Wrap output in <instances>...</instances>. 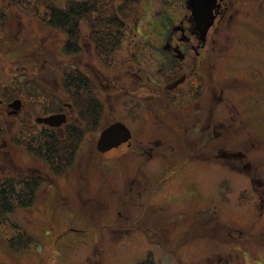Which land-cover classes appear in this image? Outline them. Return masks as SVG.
Wrapping results in <instances>:
<instances>
[{"label": "rangeland", "instance_id": "1", "mask_svg": "<svg viewBox=\"0 0 264 264\" xmlns=\"http://www.w3.org/2000/svg\"><path fill=\"white\" fill-rule=\"evenodd\" d=\"M67 1L0 0L1 97L11 98L16 81L21 90L17 93L24 96L29 70L37 72L46 63L48 75L59 74L49 79V91L54 90L50 111L61 95L55 85H62V73L92 63L103 76L98 72L91 94L103 92L105 102L103 116L91 131H84L80 168L57 180L58 190L49 180L28 206L3 212L0 204V264H143L149 258V264H264V0H235L238 13L221 29L220 43L211 51L208 90L222 83L225 93L219 108L213 109L215 129L210 127L203 141L199 136L138 132L131 146L123 144L104 154L96 148L101 130L116 118L131 122L130 110L127 114L123 107L148 101L139 95L136 99L134 82L140 95L153 92L147 80H134L128 71L139 70L131 54L144 51L134 45L132 50L140 35L132 37L131 28L138 26L139 34H148V17L161 19L157 11L165 0H110L104 5L124 22L118 29L120 49L98 55L96 43H90L92 27L83 20L76 52L80 55L75 57L64 54L67 35L42 23L50 16L47 2L66 8ZM77 1L95 7L91 0ZM170 1L178 5L174 14L184 11L183 0ZM95 16L97 20V11ZM99 23L94 29L99 30ZM59 61L61 67L56 66ZM109 78L133 95L112 89L113 96L106 94L104 80ZM216 91L220 94L219 88ZM186 95L182 91L175 100H186ZM217 121L222 126L217 127ZM154 128L157 125L146 132ZM25 159L17 152L13 162L0 161L14 169L25 165ZM31 161L34 169L44 170L42 162Z\"/></svg>", "mask_w": 264, "mask_h": 264}, {"label": "flooded vegetation", "instance_id": "2", "mask_svg": "<svg viewBox=\"0 0 264 264\" xmlns=\"http://www.w3.org/2000/svg\"><path fill=\"white\" fill-rule=\"evenodd\" d=\"M103 1L106 4L110 0H91V3L96 7V4L99 5ZM163 3L162 8L157 11V14L162 16L161 19L151 20V14L148 17L150 24L148 34H139L140 28L138 26L131 28L132 37L140 35V39L132 43V50L134 45L135 48L139 46L137 49L144 48V51L140 52L138 50L137 55L135 52V54H131L133 60L136 59L139 70L128 69V71L131 73L132 78L147 80V84L153 88V92L151 95H140L141 91L138 92L139 83L135 81L133 85L136 88L134 96L136 99L138 98L137 95L145 97L148 101L136 100L123 107L127 114L130 110L131 122L116 118L109 122L107 126L116 121H121L130 128L132 138L138 135L139 132L141 136H204L205 139V136L209 135L210 127H214L213 109L216 105L219 108L218 104L223 100V94L225 93V87L222 83H217L220 94L216 91L217 89L211 92L208 90V77L213 76L212 69L208 68L210 57L212 58L213 55L211 51H214L216 46L219 45L221 29L231 24L236 13H238V8L235 6V0H213V4L211 3L210 6V9L212 8L213 23L204 32V23H199L195 19L190 0L182 1L181 7L184 11H181L178 16L173 12L174 7L177 8L178 6L175 2L165 0ZM45 39L42 38L43 42H45ZM90 43L95 44L92 41ZM118 46V49L111 52L118 51L121 42ZM80 47L79 43L78 49ZM76 55L80 54L76 53ZM136 56L138 58H135ZM42 65L45 66L46 63H42ZM43 66L37 72L29 70L28 79L24 84L27 81L28 83L23 85L25 88L24 96L17 93L18 90L21 91L17 81L12 85V96L9 100L5 96L1 97L0 87V98L2 99L0 104V158L3 161L6 159L13 162L12 157L14 154L20 152V156L26 157L25 161L28 159L25 165H16L14 169L6 168L5 164L0 161V191L12 190L7 198L8 202L14 204L34 202L38 196L36 191L34 194L31 193L33 186L36 187V190H39L42 183L49 180L52 183L55 181L58 183L57 180L66 179L68 177L66 174L80 168L81 146L78 136H80V130L85 121L81 117L78 87L75 85L73 97L69 99L70 96L65 92L63 86L59 85L60 83L55 85L56 88L53 86L52 88L61 89L62 91L61 95H58L57 102H52L51 110L48 111L47 109L51 103L50 93H53L54 90L49 91V78ZM79 67L81 66L79 65ZM92 67V63L90 65L85 63V67H82L83 69L79 68V70L87 73L97 85L100 78L98 72L101 75L102 73ZM134 80L136 79L134 78ZM104 81H106V84L103 88L109 96H113L115 92L122 93L123 91L130 97L133 95V91L123 88L119 82H114L113 79L109 78V81ZM104 81H101L100 84ZM182 91L187 94V99L176 101L177 95L180 96ZM102 95L103 92H100L101 105L98 111H96L94 103L90 102L88 106V109H93L91 117L94 118V125L98 122V119H95L96 116L98 115L100 119L105 113L104 110L100 111L105 105ZM209 98L210 101L212 100L211 104H209ZM16 99L22 100L20 108L10 106V103ZM145 102L148 105H144ZM232 106L235 110L236 105ZM58 113L66 115L65 121L64 117L60 121L56 120L54 125L39 121L40 117ZM218 117L217 114V119ZM141 123L143 129L140 128ZM215 123L217 127L223 124L222 121ZM152 125L154 127L157 125L156 129L149 131L153 133L146 132L147 127H152ZM177 128L178 130H176ZM218 134L217 130L213 132L214 136ZM49 138L53 143L56 141V144L65 142L71 146L75 142L79 143L74 160L65 167L67 169L62 173L55 171L59 165H61L60 168H63V165L59 164L62 160L61 156L53 160L52 166L48 164V158L53 156V153L49 154L47 149ZM132 138L121 145L131 146ZM201 140L203 141L202 137ZM121 145L115 148H119ZM203 150L204 148L201 149V152ZM43 157H46L47 160ZM31 160L42 162L44 170L34 169ZM18 187L20 190H18Z\"/></svg>", "mask_w": 264, "mask_h": 264}, {"label": "trees", "instance_id": "3", "mask_svg": "<svg viewBox=\"0 0 264 264\" xmlns=\"http://www.w3.org/2000/svg\"><path fill=\"white\" fill-rule=\"evenodd\" d=\"M100 4H102V6L101 7L98 6L96 8V7H92L90 5V2L84 1L83 3H80V1H77V0H68L65 5L66 8H60L59 6L55 5L53 2H47V10H48L47 13L50 16L48 19L44 18L42 23L43 25H46L49 28H54L59 31H62L68 36V39H66V43H63V47L65 49L64 51L65 55H73L75 57V54L78 51L79 38L81 36L79 32L80 31L79 24L83 20H88L89 24L92 27L93 31L91 33V41L96 43V46L98 49V52H97L98 55L107 49H110V51H115L116 49L119 48L118 45L121 41L119 38L120 30L118 29L122 27L121 23L123 22V20L119 16L117 17L116 15H114V10L112 9V7L111 6L108 7L107 5H104L105 4L104 1L100 2ZM96 11L99 13V17L97 20L95 19L97 18L95 16ZM0 15H1V12H0ZM98 23H99V30H96L94 28L98 26ZM49 54L51 55L52 58L58 59L57 55H55V52H51ZM101 56L103 57V55ZM69 61L73 62L72 60H69ZM74 62L77 63V61H74ZM88 64L90 65V63ZM58 65L59 67H61L62 62L59 61L56 66ZM64 70L65 69H63L62 71L64 72ZM55 77H59V74L56 73L55 71L53 75L51 74L48 75L49 79L55 78ZM61 80H62L61 81L62 86L65 89V92L70 96V98L73 97L75 85L78 87V91L80 93L79 102L81 105V117L85 121V124H86V127L81 128L80 136H78L80 146H81V143L84 139V131L92 130L93 127L95 126L93 124L94 118L91 117L93 109H88L89 103L90 102L94 103L96 111H98L101 105V101L99 99V93L96 91V93H94V97H92V94H91L92 89L96 90L97 85L87 73H85L84 71H80L78 68H75L73 70L71 69L66 70L65 74L62 73ZM95 119L99 120L98 115L96 116ZM78 145H79L78 142H75L71 146H69L65 142L63 144L62 143L56 144V141L53 143L51 138H49V145L47 149H48L49 154L53 153V156H50L48 160L46 157H43V158L49 161L48 164L52 166L53 160L56 157L61 156L62 160L59 162V164H62L63 168H60L59 166L61 165H59L57 166L55 171L57 173H62L64 170L67 169L65 167L71 164L72 161L74 160ZM39 181L41 182V180ZM82 181H84V179H82ZM80 182H81V179H80ZM50 187H52L53 189L56 188L58 190L60 186L55 181L52 183V185H50ZM35 191H36V187L33 186L31 193L34 194ZM11 192L12 190H8L7 192H5L4 190L0 191V195H1L0 204L2 206L3 212L14 211L20 205L28 206L33 203V201L32 203H26V204H14V203L8 202L7 197L11 194ZM211 209L215 211L214 208H211ZM9 244H10L9 246L12 248L13 245L11 243ZM149 263H152L151 258H149L143 264H149Z\"/></svg>", "mask_w": 264, "mask_h": 264}, {"label": "water", "instance_id": "4", "mask_svg": "<svg viewBox=\"0 0 264 264\" xmlns=\"http://www.w3.org/2000/svg\"><path fill=\"white\" fill-rule=\"evenodd\" d=\"M193 8V15L199 23H204V32H206L213 23V16L211 15V3L213 0H190ZM210 2V3H209ZM2 99L0 98V104ZM22 104L21 99H16L10 103V106L20 108ZM66 119L65 114H52L46 117H40V122H45L50 125H54L60 119ZM132 138L130 128L121 121H116L106 128H104L97 141V150L101 153H105L114 147H118L122 143L130 141Z\"/></svg>", "mask_w": 264, "mask_h": 264}]
</instances>
